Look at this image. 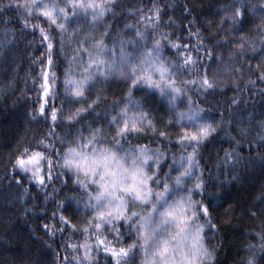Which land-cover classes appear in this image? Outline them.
Returning a JSON list of instances; mask_svg holds the SVG:
<instances>
[{"label": "snow or ice", "instance_id": "6c2138e0", "mask_svg": "<svg viewBox=\"0 0 264 264\" xmlns=\"http://www.w3.org/2000/svg\"><path fill=\"white\" fill-rule=\"evenodd\" d=\"M118 3L0 0V49L6 50L4 54L24 32L38 34L37 50L44 49L39 56L29 54L38 69L30 77L36 107L29 110V116L42 120L46 127L29 144L16 149L6 177H11L10 183L20 187L25 197L29 195L25 181L37 189L53 186V193L70 185L77 189L57 200L55 211L41 209L48 222H41L40 228L48 240L57 233L64 237L55 264H100L101 255L105 264H216L217 248L209 246L205 235L206 230L218 231L211 207L214 202L218 207L227 204L219 203L223 185L230 182L225 168L232 172L245 159L238 150L244 138L254 133L257 145L264 147V119L253 117L237 130L240 139L232 136L236 147L222 149V156L217 153L213 173L201 165L200 150L232 124L222 113L216 119L200 101L210 103L209 96L226 86L210 61H220L237 89L240 84L233 77L243 74L242 67L232 66L237 60L256 76L246 81L248 85L264 84V18L255 26L258 35L250 37L236 27L249 10L246 0H231L221 7L220 25L233 26V39L221 38L231 46L229 60L224 61L214 51L222 46L221 41L205 43L214 36L203 37L195 20L183 29L186 36H177L174 29L180 24L171 17L162 19L164 8L158 0L129 9L128 15L136 22L124 24L123 30L134 35H123L107 20L115 16ZM193 8L185 4L183 11L192 16ZM8 11L15 16L8 17ZM260 11L264 12V2ZM13 20L19 29L9 27ZM248 55L258 62L253 64ZM113 77L124 80L127 88L120 99L107 104L103 90L93 89ZM137 90L144 95L137 98ZM258 91L264 94V88ZM154 93L166 97L171 116L165 127L176 131L161 130L147 110L145 97ZM240 102L234 94L229 107ZM86 115L92 116L91 122L81 123ZM141 139L147 142H134ZM173 141L181 149L179 155L170 151ZM252 144L249 139L250 148ZM169 158L172 163L164 172ZM260 158L264 160V154ZM57 182L60 189L54 187ZM51 199L55 196L45 192V201ZM258 199L264 203V192ZM72 203L75 209L66 215ZM231 210L229 206L225 212ZM30 212L34 209L26 208L25 217ZM249 215L257 217L250 209ZM260 215L264 216V209ZM129 230L134 238L126 239ZM251 237L239 264H264V220Z\"/></svg>", "mask_w": 264, "mask_h": 264}, {"label": "trees", "instance_id": "16d2710c", "mask_svg": "<svg viewBox=\"0 0 264 264\" xmlns=\"http://www.w3.org/2000/svg\"><path fill=\"white\" fill-rule=\"evenodd\" d=\"M151 2L152 0H119L115 16L110 15L107 20L113 24L116 30L123 32V35L133 36V32L123 30L124 24L136 22L135 17L128 15V10L135 9L140 5L149 6ZM230 2L231 0H158L159 5L164 8L162 19L167 21L171 17L180 24L181 27L174 29L177 36H186L183 29L188 26L189 20H195L202 30L203 37H208L210 34L214 36V39H205V43L210 45H215L217 41H221L222 37H227L228 40L233 39V26L230 23H224L221 26L219 23L223 15L220 11L221 7ZM262 2L264 0H246L249 10L244 19L236 25L240 31L250 37L258 35L255 26L260 24L264 18V12L260 11ZM185 4L190 8L194 6L192 16H187L184 13ZM253 8L255 11L252 10ZM6 15L14 17L15 13L8 11ZM80 24L86 29L89 27L85 21H80ZM9 27L19 29L20 24L13 20ZM192 30L195 31V27ZM97 31H103V29L99 28ZM29 41H31V46H28ZM38 42V34L24 32L18 38L16 46L6 55L4 54L6 50L0 49V264H55V254L60 251L64 237L57 233L56 237L48 240L45 231L40 228L41 222H48L41 214V209H46L49 213L55 211L57 200H63L68 193L77 191L75 186L70 185L59 193H53V186H49L47 189H37L25 181L24 187L29 188V195L25 197L20 187L10 183L11 177H6L11 166L10 159L16 149L22 144H29L33 137L42 134L46 127L42 120L33 121L29 116V110L36 107V104L33 103L35 91L30 77L36 76L38 71L32 64L29 54L34 57L44 51L43 48L37 50ZM106 42L110 43L111 41ZM221 45L214 51L221 54L224 61H228L231 46L223 41H221ZM246 58L253 64L258 62L252 55H248ZM57 63H61V61L58 59ZM209 63L226 81V86L218 88L209 96L210 103L205 104L203 100L200 103L205 108L211 109L212 115L216 119H219L222 113L232 124L231 127H225L214 134L200 150L201 165L206 170L215 173L217 153L222 156V149L236 147L232 136L240 139L237 130L247 126L253 117L255 121L264 119V94L258 91L259 88H264V84L250 86L246 83L249 78L255 80L256 76L250 73L249 69L243 65L242 60H237L232 65L243 68V74L233 77L240 84L239 89L232 85L229 75L224 72L220 61H210ZM63 66L61 63V67ZM57 72L59 73V69ZM126 88L127 84L124 80L113 77L98 84L93 91L103 90L108 97L106 103L111 104L113 99H120L123 96ZM234 94L241 98V102L238 106L229 107L230 98ZM135 95L140 98L144 93L137 90ZM145 99L147 110L152 113L158 127L165 131H176L177 129L173 127H165L166 121L171 116L166 97L154 93L147 95ZM61 100H64L63 96H61ZM81 104L84 102L82 101ZM65 106L74 108L81 105L66 104ZM57 107H59V102H57ZM103 107L104 105H101L97 111H101ZM181 107L184 106L181 105ZM91 120L92 116L86 115L81 123L91 122ZM149 139H152L151 134H149ZM249 139L253 140L251 148ZM134 142L146 143L147 141L141 139ZM238 150L245 159L232 172H228L225 168V174L230 182L223 185L219 203L227 201V204H224V207H218L217 202H214L211 207L212 222L217 225L218 231L206 230L205 233L209 246L217 248L216 264H239L241 256L245 254L244 245L252 238L251 232L259 231L261 221L264 220V216L260 215L261 210L264 209V203L258 199L264 192V160L260 158L264 154V147L257 145L253 133L244 138ZM170 151L179 155L181 149L173 141ZM170 163L172 161L169 158L164 163V172L168 171L167 164ZM172 175H175V172ZM54 187L60 189L61 185L57 182ZM45 192L55 196V199L46 202ZM229 206L232 210L226 213L225 209ZM26 208L34 209V212L28 213L27 217H25ZM74 209L75 204L72 203L69 211L65 214L71 215ZM249 209L256 212L257 217L249 215ZM120 227L125 228L126 226L120 225ZM127 238H134L130 230ZM45 240H47V244L43 242ZM257 255L259 256V253ZM100 264H105L103 255L100 257Z\"/></svg>", "mask_w": 264, "mask_h": 264}]
</instances>
